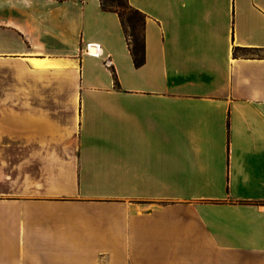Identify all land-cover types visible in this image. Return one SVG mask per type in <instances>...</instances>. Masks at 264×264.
Wrapping results in <instances>:
<instances>
[{"label":"crops","instance_id":"crops-1","mask_svg":"<svg viewBox=\"0 0 264 264\" xmlns=\"http://www.w3.org/2000/svg\"><path fill=\"white\" fill-rule=\"evenodd\" d=\"M127 4L0 0V264H264V0Z\"/></svg>","mask_w":264,"mask_h":264},{"label":"trees","instance_id":"trees-1","mask_svg":"<svg viewBox=\"0 0 264 264\" xmlns=\"http://www.w3.org/2000/svg\"><path fill=\"white\" fill-rule=\"evenodd\" d=\"M101 7L103 8V10L106 11H113L116 12L120 21H121V25L123 27V30L125 32V35L127 37L128 41V45H129V49L131 51L133 60L135 62V64H141L143 61V56H142V38H141V34L140 36L138 35V33L136 34V32H138L137 28H140L141 30V20L139 18V14L137 11L131 9L128 4H127V0L121 1V0H99ZM121 9L127 10V14L129 15V17L131 16V18H137V21L135 20L133 23H129V29H130V33L127 34V32L125 31V25L123 22V14L121 12Z\"/></svg>","mask_w":264,"mask_h":264},{"label":"rangeland","instance_id":"rangeland-1","mask_svg":"<svg viewBox=\"0 0 264 264\" xmlns=\"http://www.w3.org/2000/svg\"><path fill=\"white\" fill-rule=\"evenodd\" d=\"M121 1H124V0H121ZM121 12L123 14V22H124V25H125V31L127 32V34H129L130 33L129 26L135 20L137 21V18H135V20H134V18H131V16L129 17V15L127 14V10L126 9H124V10L121 9ZM137 29H138V32H136V34L138 33V35L140 36L141 30H140V28H137Z\"/></svg>","mask_w":264,"mask_h":264},{"label":"built area","instance_id":"built-area-1","mask_svg":"<svg viewBox=\"0 0 264 264\" xmlns=\"http://www.w3.org/2000/svg\"><path fill=\"white\" fill-rule=\"evenodd\" d=\"M92 47H94V46H92ZM92 47H91V48H92ZM91 48L88 49V53L94 55V52H91V51H90Z\"/></svg>","mask_w":264,"mask_h":264},{"label":"bare ground","instance_id":"bare-ground-1","mask_svg":"<svg viewBox=\"0 0 264 264\" xmlns=\"http://www.w3.org/2000/svg\"><path fill=\"white\" fill-rule=\"evenodd\" d=\"M90 51H91V52H95V49H94V47H92Z\"/></svg>","mask_w":264,"mask_h":264}]
</instances>
